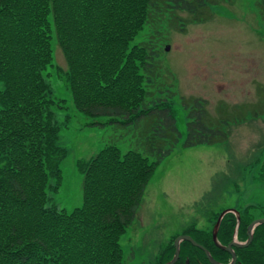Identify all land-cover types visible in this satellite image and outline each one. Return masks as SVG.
Returning <instances> with one entry per match:
<instances>
[{
	"label": "trees",
	"instance_id": "16d2710c",
	"mask_svg": "<svg viewBox=\"0 0 264 264\" xmlns=\"http://www.w3.org/2000/svg\"><path fill=\"white\" fill-rule=\"evenodd\" d=\"M255 1L264 24V0ZM211 17L205 0H0V264H125L120 239L180 138L176 94L157 75L165 29L183 33ZM50 77L67 86L89 126L130 129L141 151L109 143L78 163L82 204L69 212L47 206L66 158ZM184 107V147L226 142L203 102Z\"/></svg>",
	"mask_w": 264,
	"mask_h": 264
},
{
	"label": "rangeland",
	"instance_id": "374dc122",
	"mask_svg": "<svg viewBox=\"0 0 264 264\" xmlns=\"http://www.w3.org/2000/svg\"><path fill=\"white\" fill-rule=\"evenodd\" d=\"M205 1L212 13L210 20L189 23L183 33L171 26L161 41L157 75L176 94L171 108L180 138L156 167L137 218L120 239L125 264L149 263L164 240L184 228L193 214V202L204 206L206 201L211 205L229 200L232 193L228 192L233 190L237 200L264 201V24L260 6L255 0ZM176 15L190 18L182 12ZM54 58L64 71L66 63L57 47ZM49 83L54 96L61 99L58 141L66 149V158L61 164L63 183L57 193L50 194L47 206L69 212L82 204L78 163H87L109 143L122 152L141 151L130 129L89 126L92 119L75 111L67 86L53 77ZM194 101L203 102L211 125L226 132V142L183 146L189 121L184 105L191 107ZM222 121L229 122L226 128Z\"/></svg>",
	"mask_w": 264,
	"mask_h": 264
},
{
	"label": "flooded vegetation",
	"instance_id": "af4514ba",
	"mask_svg": "<svg viewBox=\"0 0 264 264\" xmlns=\"http://www.w3.org/2000/svg\"><path fill=\"white\" fill-rule=\"evenodd\" d=\"M228 194L229 200L211 205L193 202L184 228L166 238L149 263L141 264L173 259V264H264V201L237 200L234 190Z\"/></svg>",
	"mask_w": 264,
	"mask_h": 264
},
{
	"label": "water",
	"instance_id": "95a60500",
	"mask_svg": "<svg viewBox=\"0 0 264 264\" xmlns=\"http://www.w3.org/2000/svg\"><path fill=\"white\" fill-rule=\"evenodd\" d=\"M168 50H169V46H165V51H168ZM173 262H174V259L168 264H173Z\"/></svg>",
	"mask_w": 264,
	"mask_h": 264
}]
</instances>
